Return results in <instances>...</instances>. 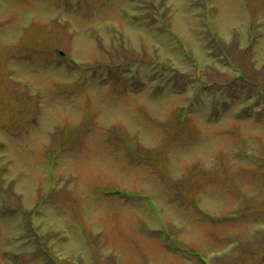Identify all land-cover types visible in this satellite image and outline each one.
Masks as SVG:
<instances>
[{"label": "rangeland", "instance_id": "rangeland-1", "mask_svg": "<svg viewBox=\"0 0 264 264\" xmlns=\"http://www.w3.org/2000/svg\"><path fill=\"white\" fill-rule=\"evenodd\" d=\"M200 257L264 264V0H0V264Z\"/></svg>", "mask_w": 264, "mask_h": 264}]
</instances>
